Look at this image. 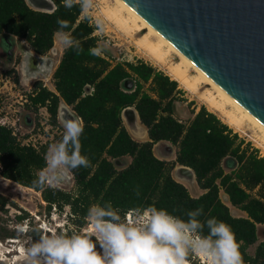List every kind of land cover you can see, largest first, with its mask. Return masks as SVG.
I'll return each instance as SVG.
<instances>
[{"label":"trees","instance_id":"obj_1","mask_svg":"<svg viewBox=\"0 0 264 264\" xmlns=\"http://www.w3.org/2000/svg\"><path fill=\"white\" fill-rule=\"evenodd\" d=\"M53 2L56 8L44 12L31 8L25 0H0V34L25 37L31 48L44 53L58 31L57 19L68 22L65 31L83 51L77 54L64 49L54 72V83L63 100L73 105L83 120L81 152L91 166L72 171V193L37 186L33 181L46 166L47 146L36 149L26 145L22 134L14 135L0 125V175L41 190L48 212L52 206L61 211L68 205L71 222L77 228L87 223L90 206L106 202L112 203L122 219L128 212L142 214L155 207L187 220V211L202 207L203 214L198 217L201 221L214 217L231 226L245 264H264V240L258 242L252 254L248 252V247L257 241V224H264V156L249 143L244 144L231 127L205 106L192 108L188 121L177 118L175 103L186 98L176 80L151 64L137 60L117 63L107 70V59L89 53L98 39L93 35L95 28L90 19L80 18L79 6L69 10L62 0ZM128 78L136 83L132 93L121 89ZM87 83L94 85V92L82 96ZM145 85L147 89L143 90ZM29 98L32 107L49 98L48 109L55 121L57 96L42 89ZM131 104L147 127V141L134 140L122 126L120 112ZM159 140L176 146V162L194 171L202 194L192 196L186 186L172 177L173 163L154 155L152 146ZM125 155L131 158L130 163L117 168L114 160ZM221 190L232 206L246 213L245 217L231 214L230 207L221 199ZM6 202L0 195V209ZM5 237L14 238V233H0V240Z\"/></svg>","mask_w":264,"mask_h":264},{"label":"clouds","instance_id":"obj_2","mask_svg":"<svg viewBox=\"0 0 264 264\" xmlns=\"http://www.w3.org/2000/svg\"><path fill=\"white\" fill-rule=\"evenodd\" d=\"M71 10L79 6L85 19L91 18L94 0H62ZM59 42L65 50L80 54L83 49L65 31L67 21L58 18ZM105 51L97 46L89 49L93 56ZM64 129L59 142L51 145L45 155L46 166L33 183L37 186L58 188L70 179V173L89 168L91 161L81 152L82 122L76 117L61 121ZM137 194L139 190L137 188ZM203 208L189 210L187 220L163 208L153 207L139 221L122 219L111 202L88 208V232L84 235L51 231L44 225L32 231L36 239L23 253L24 264H189L192 255L206 264H245L231 226L216 218L198 219ZM207 230V234L205 233ZM99 245V250L97 246Z\"/></svg>","mask_w":264,"mask_h":264},{"label":"water","instance_id":"obj_3","mask_svg":"<svg viewBox=\"0 0 264 264\" xmlns=\"http://www.w3.org/2000/svg\"><path fill=\"white\" fill-rule=\"evenodd\" d=\"M25 1L39 11L55 8L52 0ZM120 1L264 126V0ZM122 116L131 132L129 127L138 117L136 110L124 109ZM161 143L174 153L170 143ZM172 177L186 188L197 189L195 173L188 166L178 165ZM221 199L233 216H246L230 204L226 194ZM15 255L13 247L0 248V264H24L23 258L18 260Z\"/></svg>","mask_w":264,"mask_h":264},{"label":"rangeland","instance_id":"obj_4","mask_svg":"<svg viewBox=\"0 0 264 264\" xmlns=\"http://www.w3.org/2000/svg\"><path fill=\"white\" fill-rule=\"evenodd\" d=\"M82 17L83 15L81 13L80 18ZM90 22L95 28L94 33L99 37V44H101L103 48L104 47L108 48L111 54L113 55L112 58L108 57L111 60L110 61L111 64H115L116 62H125V61L135 62L137 60H143L167 74L166 69L164 67H162L161 65L154 64L150 60L145 58L143 53L135 44L134 39L131 36L125 35L122 31L118 29L117 26H115L106 17L101 0H94V6L91 10ZM57 39L59 40V38H56V45L59 46L60 42ZM1 63H2L1 65H3V62ZM1 68L7 69L6 67H4V65ZM2 73L7 74L9 72L2 71ZM178 88L182 90V96L186 98L185 101L176 103L174 114L178 118L184 121L188 120L191 116V112H190L191 108L198 109L200 106H205L206 109H208L200 98H198L194 94L189 93L184 88L180 87L179 83H178ZM190 101L193 102V105L188 106L189 105L188 102ZM30 113L32 115V111ZM233 132H236L238 134L239 138L243 140L244 144L249 143L252 148L258 150V153L260 155L264 156V152L261 150V148L257 146L256 142L252 137V132L250 130L247 129L242 132L233 129ZM29 135L32 134H25L23 136L29 137ZM53 135L55 134H41L40 138L37 137L36 135V140L41 142L46 141L48 143L50 138H53ZM131 135L133 136V138L139 141L145 139V137L135 135L134 133H131ZM162 144L163 143L154 145V153L157 156L160 155L164 156L165 154L164 145ZM48 146L50 147L51 145L48 144ZM173 148L175 149L174 146ZM167 159L172 161L173 160L172 154H170L169 158ZM176 167H174V169L172 170L171 172L172 175ZM64 187L65 189L70 191H73L74 189V185L71 180L66 182ZM187 188L190 194L194 196L195 191L197 190V189L195 190L196 187H190L188 185ZM197 188L200 190L198 186ZM220 194L221 196H223L222 191L220 192ZM0 195L4 196V198H6L7 200L3 209H0V233L1 234H4L6 232L14 233V238L5 237L3 240H0V243L8 248H11V246H13V248L16 249V253H17V255H15L14 257L17 258L18 260H20L19 257L23 258L22 254L24 253L25 249L28 248L31 242H34V240L36 239L34 232L32 231L22 232L20 231L21 227H27L31 229L39 225H44L45 228L49 230V234L51 231L68 233L69 235L71 234L83 235L84 233L88 232L89 229L88 220L87 223L80 228H77V226L71 222L69 207L65 206L61 211H58L57 209L52 207V209L48 213L45 207L46 203L41 199V195L39 191L28 188L26 186L19 185L18 183L12 180L3 178L1 175H0ZM149 212L150 211H145L142 214L130 213V215H125L124 219L133 222L139 221L145 216H147ZM257 228H258L257 241L256 243L248 247V252L251 254L254 252V248L258 244V242L264 239V224L263 225L258 224ZM10 239L14 240V242L13 243L10 242ZM97 249L99 250V245L97 246ZM13 253L15 254V252ZM19 254L20 256H18ZM190 262L191 264H206V261H204L202 258L196 255H192L190 257Z\"/></svg>","mask_w":264,"mask_h":264},{"label":"flooded vegetation","instance_id":"obj_5","mask_svg":"<svg viewBox=\"0 0 264 264\" xmlns=\"http://www.w3.org/2000/svg\"><path fill=\"white\" fill-rule=\"evenodd\" d=\"M55 8H56V6H55ZM52 11H48V12H52ZM89 22H90V20H89ZM90 24H92V23L90 22ZM94 32H95V29H94ZM94 32H93V35H96ZM56 33H59V31H56L54 33L52 45L44 53H38L33 48H31L29 41L25 37L12 35L10 33L0 34V40H2V38H4V39H6L9 42L8 49H5V50L1 49L2 50V54H1V57H0V66L2 67L4 65V67H6L7 69H5V68L2 69L1 68L0 69V73H2V71H6V72H9V73H12L14 75V77H15V80H16L17 84L21 88H23L25 90H29V92H30L29 97L30 96H34L39 91H41L42 89H45L48 92H50L52 94V96L54 95V96H57V98H58L57 107H56L55 121L52 119L51 113H50V111L48 109V106H49V103H50V99L48 98L45 101V103L38 102V103H36L34 105V107L32 109L31 126L29 127V126H26V125L23 124L25 126V128L32 129V131L34 133V134H32L33 135V139H34V146L33 147H35L36 149H40L43 145H46L47 146V151H48V148H49L48 144L53 145V144L57 143V140L63 135L64 129H63L62 125H61V121L64 118L71 117V115L67 112V110H64L65 108H67L71 113L73 112L76 115V118H78L83 124L82 118L73 109V105L67 104L63 100V98L60 96L59 92L57 91V89L55 87L54 72H55V69H56L57 65L59 64V62H60V60L62 58V54H63V51H64V47L61 44L59 46L56 45V38H59L58 35L56 36ZM96 44H97V46L103 47L101 44H99V37H98V39L96 41ZM29 54L33 55L32 59L30 58V56L27 57ZM100 56L105 58V59H107L109 61L110 66L107 68V70L111 69L117 63H124V62H116L115 64H111V62H110L111 60L108 57L112 58L113 55L111 54V52L109 51L108 48H105V51ZM1 62H3V65H1L2 64ZM125 62H129V61H125ZM104 73H106V71H104ZM121 89L125 93L134 92L135 89H136L135 80L133 78L125 79L123 84L121 85ZM146 89H147V85H145L143 90H146ZM93 92H94V85L87 83L83 87L82 96L92 95ZM183 101H185V100H183ZM183 101H177V102H183ZM176 103H175V107H176ZM188 106H190V105H188ZM61 108H63V110ZM127 108L135 109V106H134V104L127 105V106L123 107L121 112H120L122 126L126 129L128 134L131 135V133L129 132L128 127H127V125H126V123H125V121L123 119V116H122L123 110L127 109ZM198 109H196V110H198ZM190 112H191V110H190ZM137 115H138V113H137ZM191 117H192V114H191L190 118ZM138 119H139V116H138ZM180 120H182V119H180ZM188 120H186V121H188ZM139 121L143 125L144 129L146 130V131H143V129H142V132H145V133H142L143 137H145L144 136L145 134H147V136H148L147 127L141 122L140 119H139ZM182 121H184V120H182ZM35 134L39 138L41 137V134H55V135H53V138H50L49 142L47 143L46 141H42V142L41 141H37ZM131 137L133 138L132 135H131ZM133 139L136 140V141H139V140H137L135 138H133ZM147 140H149V137L147 139L141 140L140 142L147 141ZM165 141H167V140H159V141L153 143V146H152L153 153H154V145L159 144L160 142H165ZM167 142H169V141H167ZM169 143L172 146L175 147V151H174V153H172V152H169V151L165 150L164 151L165 152L164 156H165V158L166 157L169 158V155L172 154V156H173V160L172 161H170L167 158L166 159L159 158V156H157L155 153H154V155L157 158L161 159V160H165L167 162L173 163V167L171 169V172H172L174 167H176L178 165H182V164H179V163L176 162V146L173 145L171 142H169ZM116 159H119V160L115 163ZM116 159L114 160V164L119 169L120 168H124L125 166H127L130 163V160H131V158L129 156H126V155L122 156V157H119V158H116ZM222 165H223V163H222ZM224 169L226 171H228L227 167H224ZM171 175H172V173H171ZM69 180H71L73 185H74L73 191L65 189V187H64L65 183L61 184L58 188H55V189H59L61 191H66V192H71V193L74 192L75 191V181H74L73 172L70 173V179ZM19 185H21V184H19ZM28 188H30V187H28ZM44 188H49V187L44 186ZM31 189H34V188H31ZM51 189H53V188H51ZM36 191L40 192L41 199L47 205V202L42 198L41 190H36ZM65 206L69 207L68 205H65ZM52 207L57 209L55 206H52ZM50 210H49V212H50ZM145 211H149V210H145ZM130 213H133V212H128V213H126V215H130ZM65 234H68V233H65ZM10 242L13 243L14 240L10 239ZM11 247H13V246H11Z\"/></svg>","mask_w":264,"mask_h":264},{"label":"bare ground","instance_id":"obj_6","mask_svg":"<svg viewBox=\"0 0 264 264\" xmlns=\"http://www.w3.org/2000/svg\"><path fill=\"white\" fill-rule=\"evenodd\" d=\"M101 3L106 17L125 35L134 39L145 58L164 67L167 74L176 80L180 87L200 98L210 111L217 113L231 128L242 132L247 129L250 130L257 146L264 152V126L259 121L232 100L217 84L122 1L101 0ZM129 128L132 133L140 136L145 133L142 132V129L145 130L138 117ZM0 248L10 249L1 243Z\"/></svg>","mask_w":264,"mask_h":264},{"label":"built area","instance_id":"obj_7","mask_svg":"<svg viewBox=\"0 0 264 264\" xmlns=\"http://www.w3.org/2000/svg\"><path fill=\"white\" fill-rule=\"evenodd\" d=\"M29 95V90L21 88L12 73H0V125L14 135L34 134L22 123L23 110L26 105H31ZM22 142L34 146L33 135L24 137Z\"/></svg>","mask_w":264,"mask_h":264},{"label":"crops","instance_id":"obj_8","mask_svg":"<svg viewBox=\"0 0 264 264\" xmlns=\"http://www.w3.org/2000/svg\"><path fill=\"white\" fill-rule=\"evenodd\" d=\"M59 36V33H56V36ZM8 47H9V42L6 40V39H4V38H2V40H0V57H1V54H2V50H5V49H8ZM2 49V50H1ZM30 56V58L32 59L33 58V55H31V54H29L27 57H29ZM0 69H1V66H0ZM3 69V68H2ZM32 109H33V107H32V105L30 106V105H26V107H25V109L23 110V119H22V123L24 124V125H26V126H31V121H32V115H31V111H32ZM27 117H29L30 118V121H27L26 120V118ZM165 142H167V141H165ZM169 143V142H168ZM172 148H173V146H172ZM174 149V148H173ZM174 151H175V149H174ZM160 158H164V156L163 155H160L159 156ZM198 186V185H197ZM199 187V186H198ZM200 188V187H199ZM222 191V190H221ZM220 191V192H221ZM223 192V191H222ZM203 193V189H201L200 188V190L197 188V190L195 191V195L194 196H199L200 194H202ZM223 194H225L224 192H223ZM193 196V195H192ZM220 196H221V194H220ZM258 225V224H257Z\"/></svg>","mask_w":264,"mask_h":264}]
</instances>
